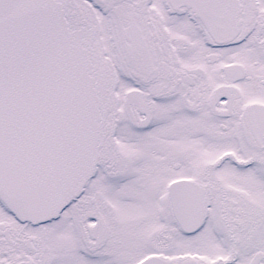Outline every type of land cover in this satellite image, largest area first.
<instances>
[{"label": "snow or ice", "instance_id": "obj_1", "mask_svg": "<svg viewBox=\"0 0 264 264\" xmlns=\"http://www.w3.org/2000/svg\"><path fill=\"white\" fill-rule=\"evenodd\" d=\"M0 264H264V0H0Z\"/></svg>", "mask_w": 264, "mask_h": 264}]
</instances>
